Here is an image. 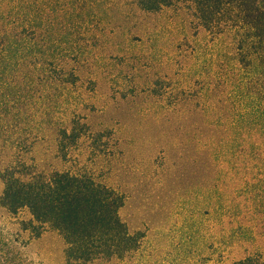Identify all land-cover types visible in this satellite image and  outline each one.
Listing matches in <instances>:
<instances>
[{
	"label": "rangeland",
	"instance_id": "1",
	"mask_svg": "<svg viewBox=\"0 0 264 264\" xmlns=\"http://www.w3.org/2000/svg\"><path fill=\"white\" fill-rule=\"evenodd\" d=\"M140 2L0 0V264H75L3 203L57 171L122 199L127 246L86 264H264V75L191 0Z\"/></svg>",
	"mask_w": 264,
	"mask_h": 264
},
{
	"label": "trees",
	"instance_id": "2",
	"mask_svg": "<svg viewBox=\"0 0 264 264\" xmlns=\"http://www.w3.org/2000/svg\"><path fill=\"white\" fill-rule=\"evenodd\" d=\"M164 1L140 4L156 9ZM191 1L205 27L219 26L221 37L229 38L224 46L234 52L230 61L246 75H264V0ZM3 203L11 210L28 206L35 220L60 231L75 264L118 254L130 238L118 216L121 197L88 175L57 171L37 181L8 180Z\"/></svg>",
	"mask_w": 264,
	"mask_h": 264
}]
</instances>
